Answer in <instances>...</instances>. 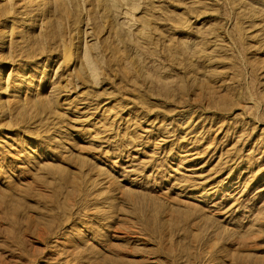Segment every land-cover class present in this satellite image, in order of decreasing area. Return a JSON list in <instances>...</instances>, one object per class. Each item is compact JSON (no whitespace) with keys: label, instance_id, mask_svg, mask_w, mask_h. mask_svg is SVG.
Masks as SVG:
<instances>
[{"label":"rangeland","instance_id":"rangeland-1","mask_svg":"<svg viewBox=\"0 0 264 264\" xmlns=\"http://www.w3.org/2000/svg\"><path fill=\"white\" fill-rule=\"evenodd\" d=\"M0 264H264V0H0Z\"/></svg>","mask_w":264,"mask_h":264},{"label":"bare ground","instance_id":"bare-ground-1","mask_svg":"<svg viewBox=\"0 0 264 264\" xmlns=\"http://www.w3.org/2000/svg\"><path fill=\"white\" fill-rule=\"evenodd\" d=\"M14 210V209H13ZM11 216V215H10ZM12 220V219H11ZM12 224H14V222H12ZM188 249H186L185 251H187ZM188 251H190L191 252V250L189 249ZM186 253V252H185ZM189 255H190V253H189ZM191 257H192V254H191ZM192 259V258H191ZM193 260V259H192ZM115 261V260H114ZM191 261V260H190ZM194 262V261H193ZM195 263H196V261H195Z\"/></svg>","mask_w":264,"mask_h":264}]
</instances>
